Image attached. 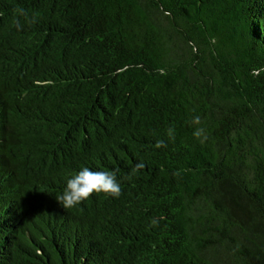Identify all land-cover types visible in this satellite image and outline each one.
<instances>
[{
  "label": "trees",
  "instance_id": "1",
  "mask_svg": "<svg viewBox=\"0 0 264 264\" xmlns=\"http://www.w3.org/2000/svg\"><path fill=\"white\" fill-rule=\"evenodd\" d=\"M0 264H264V0H0Z\"/></svg>",
  "mask_w": 264,
  "mask_h": 264
},
{
  "label": "clouds",
  "instance_id": "2",
  "mask_svg": "<svg viewBox=\"0 0 264 264\" xmlns=\"http://www.w3.org/2000/svg\"><path fill=\"white\" fill-rule=\"evenodd\" d=\"M15 11L20 15H26L23 9L17 8ZM30 23H36V17H33ZM191 123L193 125H199L201 123L200 117H193ZM167 134L170 139H175L174 129L169 128ZM193 135L197 139L203 138L201 139V142L206 139L204 129L201 127H196ZM156 147H166L165 141H157ZM144 167V162L140 161L132 169L131 174L125 177V179L131 180L138 170ZM117 172L118 170L103 171L93 170L89 167H83L74 176L67 179L66 186L62 194H58L55 197V200L62 208L72 209L90 198L94 193H104L107 196L119 198L122 194V188L121 183L117 179ZM174 175H179V173H174ZM158 226L159 220L157 218H151L150 227Z\"/></svg>",
  "mask_w": 264,
  "mask_h": 264
}]
</instances>
